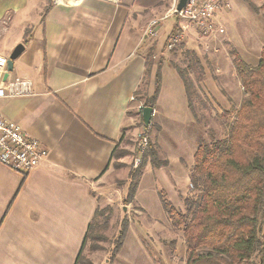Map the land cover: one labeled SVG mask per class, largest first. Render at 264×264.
<instances>
[{"label": "crops", "instance_id": "obj_1", "mask_svg": "<svg viewBox=\"0 0 264 264\" xmlns=\"http://www.w3.org/2000/svg\"><path fill=\"white\" fill-rule=\"evenodd\" d=\"M37 3L0 0V55L24 46L8 80L33 84L30 96L0 99V113L48 150L26 175L0 165V264H75L97 208L92 192L103 189L96 187L110 177L116 145L135 130L137 108L150 96L147 80L142 92L154 67L150 52L161 49L158 31L175 2L55 0L41 15ZM152 20L159 22L154 38L144 36ZM180 25L175 18L164 51ZM190 31L180 44L194 51L213 95L214 80L195 46L203 38ZM160 94L150 121L155 131Z\"/></svg>", "mask_w": 264, "mask_h": 264}, {"label": "rangeland", "instance_id": "obj_2", "mask_svg": "<svg viewBox=\"0 0 264 264\" xmlns=\"http://www.w3.org/2000/svg\"><path fill=\"white\" fill-rule=\"evenodd\" d=\"M37 1V14L41 15L49 1ZM227 2L229 8L222 9L214 18L215 24L224 29V34L196 40L195 43L208 75L214 80L213 95L202 82L204 78L198 80L193 62L199 59L194 51L183 44L169 52L162 47L175 22V16L170 15L171 10L169 16L161 22L157 36L161 49L150 52L149 59L155 68H151L147 78H144L142 89L144 92L147 80V93L151 96L157 66L161 62L158 70L161 113L155 121L159 130L149 127L146 131L140 121L141 111L137 109L139 117L133 128L136 133L132 131L123 135L117 155L110 162V177L96 187L103 189L92 192L97 197V210L102 216L94 221L79 264H185L182 233L170 225L160 202V194L181 212L185 210V199L198 198L200 193L191 183V173L188 177V169L193 167L192 149L196 147L199 137L207 142L226 138L234 113L243 99V89L233 58H239L254 67L264 47V10L254 12L248 6L250 2L259 8L261 2ZM192 33L199 37L190 31ZM161 54L165 57H161ZM163 60L166 62L162 64ZM172 65L180 68L193 84V113L185 111L187 101L184 89ZM140 136H145L148 145L153 146L158 161L168 160L166 169L151 166L149 158L145 157L148 147L141 163L137 167L133 165ZM154 140L160 150L153 144ZM138 169H141V176L135 179L134 197L125 203L128 199L130 174ZM123 222L127 223V230L121 247L117 249L116 240Z\"/></svg>", "mask_w": 264, "mask_h": 264}, {"label": "trees", "instance_id": "obj_3", "mask_svg": "<svg viewBox=\"0 0 264 264\" xmlns=\"http://www.w3.org/2000/svg\"><path fill=\"white\" fill-rule=\"evenodd\" d=\"M48 1L44 13L55 0ZM259 1V8L248 2L249 8L254 12L264 10V0ZM176 30L178 27L174 26L172 34ZM233 65L243 89V99L234 113L226 138L207 142L199 137L197 140L191 183L200 193L198 198L185 199V210L181 212L165 196L160 194L159 197L170 225L182 233L185 264H264V47L254 67L239 58H233ZM160 66L161 62L157 66L153 93L143 99V108H155L160 91ZM193 66L200 81L204 76L200 62L195 59ZM172 68L182 82L188 108L193 113V84L180 68L175 65ZM148 128L144 129L147 131ZM152 147L148 145L145 156L151 166H166L167 161H158ZM117 150L116 145L112 158L117 155ZM140 176L141 169L130 174L125 203L133 199L135 179ZM101 216L96 208L75 264H79L94 221ZM126 230L127 223L123 222L116 240L117 249L122 245Z\"/></svg>", "mask_w": 264, "mask_h": 264}, {"label": "built area", "instance_id": "obj_4", "mask_svg": "<svg viewBox=\"0 0 264 264\" xmlns=\"http://www.w3.org/2000/svg\"><path fill=\"white\" fill-rule=\"evenodd\" d=\"M176 3L171 8L170 15L175 16L181 25L168 38L165 45L167 51H171L178 46L189 30L196 32L202 38H215L224 34V29L215 24L214 18L222 9L229 8L227 0H187L186 5L179 12L176 11ZM158 24L157 20H152L144 32V36L156 37L155 27ZM7 60L8 56L0 55V99L32 95L33 84L30 80L16 78L3 81ZM137 109L142 111L143 106L139 105ZM147 147V138L140 136L133 162L135 167L141 163ZM47 156L48 150L41 142L28 135L18 124L6 120L0 113L1 166L26 175L42 164Z\"/></svg>", "mask_w": 264, "mask_h": 264}, {"label": "water", "instance_id": "obj_5", "mask_svg": "<svg viewBox=\"0 0 264 264\" xmlns=\"http://www.w3.org/2000/svg\"><path fill=\"white\" fill-rule=\"evenodd\" d=\"M187 0H178L176 3V11L182 10V8L186 5ZM24 46L22 44H18L13 48L11 53L8 56L6 72L3 76V81L8 79L9 73L13 71V63L14 61L23 53ZM153 114V109L150 107H144L141 111V120L144 128H148L150 125L151 117Z\"/></svg>", "mask_w": 264, "mask_h": 264}]
</instances>
